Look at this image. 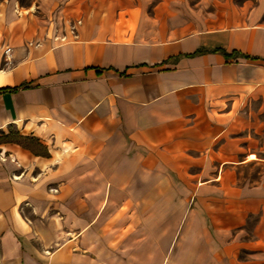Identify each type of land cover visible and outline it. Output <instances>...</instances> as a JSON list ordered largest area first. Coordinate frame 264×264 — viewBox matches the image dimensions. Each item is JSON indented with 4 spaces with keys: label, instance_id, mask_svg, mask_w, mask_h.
Masks as SVG:
<instances>
[{
    "label": "crops",
    "instance_id": "crops-1",
    "mask_svg": "<svg viewBox=\"0 0 264 264\" xmlns=\"http://www.w3.org/2000/svg\"><path fill=\"white\" fill-rule=\"evenodd\" d=\"M257 1L245 13L233 0H0V264H122L97 241L94 216L142 183L138 169L152 206L163 198L153 173L177 168L214 170L208 182L225 186L224 206L190 211L194 241L214 240V258H154L150 237L123 263L264 264L252 251L264 239V180L234 185L231 173L264 162L249 131L232 136L234 122H264ZM15 134L42 152L5 138ZM253 213L261 231L238 243ZM235 244L258 258L235 259Z\"/></svg>",
    "mask_w": 264,
    "mask_h": 264
},
{
    "label": "rangeland",
    "instance_id": "rangeland-1",
    "mask_svg": "<svg viewBox=\"0 0 264 264\" xmlns=\"http://www.w3.org/2000/svg\"><path fill=\"white\" fill-rule=\"evenodd\" d=\"M22 4H27L30 0H19ZM156 0H151L154 3ZM234 5L244 6V12H249L258 3L257 0H233ZM210 6V5H209ZM205 8V11H215L212 6ZM258 21L264 22V7L261 14L257 18ZM264 114H261L262 116ZM225 122H221L214 131L217 135L222 134V126ZM241 124L243 126L241 127ZM232 136L245 135L248 131L251 134L249 142L252 148L264 149V122L249 121V122H234ZM209 133V131H207ZM214 133V134H215ZM222 137V136H221ZM221 139H224L222 137ZM217 140V138H216ZM22 141V140H21ZM23 145L31 147L36 152H42L34 141L24 140ZM259 153V152H258ZM260 155V154H259ZM202 171L199 178H193L191 173ZM137 177L142 181L135 186L122 185L120 188V199L107 202L108 206L103 210L102 216L95 215L93 218L94 228L96 231L97 241L106 243L105 250L110 253L119 254L123 258L142 257L145 252V245L152 237L154 252L153 257H163L166 254L170 258L183 257L188 259L209 260L214 258V255L209 254V249L215 247L214 240H209L210 246L204 240L199 239L194 241L193 230L197 229L200 218H197L191 210H199L204 208H220L224 206L226 193L225 186L219 187V182L214 179V182H208V176L214 174V170H198V169H169L167 179L162 177L161 173H153L152 190L155 193L163 194V198L157 197L153 201L152 206L146 205L144 196L150 190V184H145L144 170H137ZM234 175V185H252L257 181L264 180V162H251L245 165H237L231 170ZM208 182V183H207ZM53 188H51L52 190ZM54 190V189H53ZM131 190V191H130ZM162 191V193H161ZM135 194L134 200H125L123 197L126 193ZM156 194V196L158 195ZM149 202L147 201V204ZM222 204V205H221ZM122 212L120 215L119 212ZM184 213L187 224L183 225ZM259 223V213L249 214L242 225L234 232L237 234V242L246 243L255 238V232L261 231L256 229ZM207 225V224H206ZM180 226L182 228L180 229ZM184 226V227H183ZM98 229V232H97ZM101 230L105 232L102 233ZM165 230H168L167 232ZM180 230V233L178 234ZM184 230V232H182ZM152 231V233H150ZM178 235V236H177ZM197 236H200L197 233ZM179 238V239H178ZM178 239V245L175 240ZM255 245L253 252L264 251V239ZM157 244H156V243ZM115 243V244H114ZM115 247L113 248V246ZM180 249H175V246ZM201 245V246H200ZM172 246L174 250H172ZM102 247V245H101ZM171 251V252H170ZM205 252L207 254H205ZM255 254V253H254ZM234 258L245 260L250 257L248 250L238 247L235 244ZM259 259H264L259 257ZM136 264H143L137 261Z\"/></svg>",
    "mask_w": 264,
    "mask_h": 264
},
{
    "label": "trees",
    "instance_id": "trees-1",
    "mask_svg": "<svg viewBox=\"0 0 264 264\" xmlns=\"http://www.w3.org/2000/svg\"><path fill=\"white\" fill-rule=\"evenodd\" d=\"M216 50H221V49L220 48H216ZM199 51H201V49L196 50V52H194V53H197ZM221 51L224 52V50H221ZM235 53H237V52L233 51L231 54H235ZM246 57L253 58L251 56H246ZM5 138L10 140V141H15V142H19L22 139H28V140L34 141L37 145H39L38 141L35 138L22 137V136H19L18 134L11 135V136H6ZM43 153L46 155V152H43Z\"/></svg>",
    "mask_w": 264,
    "mask_h": 264
},
{
    "label": "built area",
    "instance_id": "built-area-1",
    "mask_svg": "<svg viewBox=\"0 0 264 264\" xmlns=\"http://www.w3.org/2000/svg\"><path fill=\"white\" fill-rule=\"evenodd\" d=\"M70 30H71V32H73V31H74L73 25H70ZM60 39L62 40V39H64V38H63V37H61ZM9 50H10V48H9V47L5 48V49H4V53L6 54V53H7Z\"/></svg>",
    "mask_w": 264,
    "mask_h": 264
},
{
    "label": "bare ground",
    "instance_id": "bare-ground-1",
    "mask_svg": "<svg viewBox=\"0 0 264 264\" xmlns=\"http://www.w3.org/2000/svg\"><path fill=\"white\" fill-rule=\"evenodd\" d=\"M247 158H248V159H255L256 156H255L254 153H249V154L247 155Z\"/></svg>",
    "mask_w": 264,
    "mask_h": 264
}]
</instances>
